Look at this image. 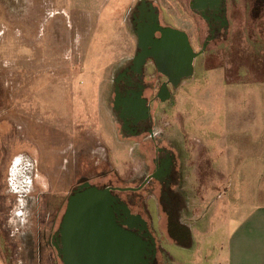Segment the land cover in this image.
Instances as JSON below:
<instances>
[{
  "label": "rangeland",
  "instance_id": "obj_1",
  "mask_svg": "<svg viewBox=\"0 0 264 264\" xmlns=\"http://www.w3.org/2000/svg\"><path fill=\"white\" fill-rule=\"evenodd\" d=\"M1 1L0 10L10 5ZM149 1L157 6L162 24L188 34L195 52L205 46L193 75L151 110L154 133L186 167L181 195L191 211L181 219L193 225L192 210L201 214L210 196H224L226 180L232 181L233 194L237 140L264 129V93L252 82L264 80V6L257 10L256 0H229L227 34L207 41V24L191 10L190 0ZM30 2L18 0V11L26 13ZM103 2L107 6L101 11ZM116 2L121 0H32L28 25L0 19L3 264H61L47 242L58 229L76 167L104 173L102 182L120 187H136L149 172L148 143L125 136L111 108L113 77L131 60L135 43L125 9L117 12L116 21H107ZM82 17L90 24L79 23ZM139 194L120 197L130 199L131 210L149 221V197ZM215 211L208 232L196 234L197 248L188 252L167 238L159 208L163 239L169 243L165 264H220L232 226L223 229L226 218Z\"/></svg>",
  "mask_w": 264,
  "mask_h": 264
},
{
  "label": "flooded vegetation",
  "instance_id": "obj_2",
  "mask_svg": "<svg viewBox=\"0 0 264 264\" xmlns=\"http://www.w3.org/2000/svg\"><path fill=\"white\" fill-rule=\"evenodd\" d=\"M191 2L193 0H190L189 6ZM255 3V9L257 10L260 6H264V0H256ZM228 4L229 0H220L218 5H213L211 8L208 6L203 15L194 11L207 24L209 29L207 41L214 39L216 36L225 37L227 34L226 10ZM127 15L130 16L129 19L135 37L134 53L131 60L113 77L111 108L120 124V131L129 138H142L143 141L147 142L149 145L147 154L151 152L150 150L153 151L152 156L144 155L146 168L149 169V172L145 173L136 187H120L112 185L110 181L102 182L106 175L104 173L99 174L98 171L93 170L89 172V170H83L82 167L78 170L76 167L72 176L73 184L66 196H86L94 188L106 191L107 196H114L119 204L126 206L129 210L128 215L120 210L115 215L116 223L122 229L136 234L145 241L146 255L144 258L148 261L146 264H165L166 257L169 255L168 249H166L169 243L166 242L165 238L163 239L159 208L165 215V232L172 244L182 249L191 244L190 225L181 219L183 213L191 211L188 206H185L181 195L186 167L184 168L183 163L177 162L173 150L167 144H163L165 139L154 133L152 105L167 102L172 97L173 88L168 83L167 78L158 72L152 58H147L141 65L136 60L137 54L140 53V49L137 47L138 37L136 32L140 28H151V20L155 15L158 16L160 26L166 27L167 25L162 24L157 6L153 2H138L133 9L127 12ZM154 36L158 38L160 36L159 32H155ZM199 56L193 61V70L195 60ZM157 76H159L157 79L160 82L155 85L153 82ZM162 85L168 89L170 94L165 101H162L158 96ZM161 97L164 98V95L161 94ZM124 188H135L136 190H119ZM140 191H144V195H140ZM125 192L149 197L151 207L148 210L149 221L144 219L141 213H134L131 210L130 199L120 197ZM154 196L158 197L157 201ZM128 225L131 227H128ZM49 244L52 245L56 253L57 248H61L59 235L56 231L50 234L47 245ZM57 258L60 260L58 254Z\"/></svg>",
  "mask_w": 264,
  "mask_h": 264
},
{
  "label": "water",
  "instance_id": "obj_3",
  "mask_svg": "<svg viewBox=\"0 0 264 264\" xmlns=\"http://www.w3.org/2000/svg\"><path fill=\"white\" fill-rule=\"evenodd\" d=\"M219 2L220 0H193L190 8L203 15L208 6L211 8ZM151 23V28H140L136 32L137 47L140 49L136 60L141 65L147 58H152L158 72L176 89L182 80L193 75V61L203 53L205 46L195 52L185 31L160 26L156 15ZM155 32H159L158 38L154 36ZM169 95L168 89L162 85L158 96L165 101ZM120 210L129 214L128 208L119 204L114 196H107L106 191L96 188L86 196H69L56 231L61 245V248H57L61 263L146 264L145 241L116 223L115 215Z\"/></svg>",
  "mask_w": 264,
  "mask_h": 264
},
{
  "label": "crops",
  "instance_id": "obj_4",
  "mask_svg": "<svg viewBox=\"0 0 264 264\" xmlns=\"http://www.w3.org/2000/svg\"><path fill=\"white\" fill-rule=\"evenodd\" d=\"M9 1L10 5L5 7L2 5L3 2L1 1L0 19L9 18L10 21H3L10 25L19 23L28 25L31 22L28 18L29 9L34 7L33 3H31L32 0H27L31 2L28 9L26 10L25 8L26 13L24 14L22 12L20 13L18 11L19 9H17L19 8L17 3L18 0ZM141 1L149 0H127V2L121 0V2L113 3L111 8H109V13L111 15L107 21H116L117 12L125 9L124 11L127 13ZM23 2H25V0H23ZM106 6L107 4L103 2L101 4V11L104 10ZM21 19L28 20L22 21ZM79 23L90 24V21L82 17ZM96 24L98 25V22H96ZM253 51L262 53V50L258 48H255ZM256 59H258L257 64L260 65L261 56H259V54L256 55ZM252 82L260 85L264 93V80ZM262 104L264 105V99L262 100ZM242 135L243 136L237 140V148L234 149L235 167L233 176H235V182L233 194L230 189L232 181L226 180V185L224 189H222L224 196H210L208 198L209 201L207 200V206L203 209L201 214H195V209L192 210L193 216L196 217L193 219V225L189 226L191 244L185 248L188 252L196 250L195 236L199 234L200 231L201 233L207 231L206 227L210 224V222L207 224L208 220L216 216V209L221 216L226 218L223 229L226 230L232 226L226 238L225 251L223 254L224 259L220 264H264V129L260 130V132L252 133L251 139L245 133ZM218 168L225 180V173H223L225 167L220 165ZM221 199H224L225 203L223 202L224 204L222 203L216 206V201ZM203 201H205V198ZM211 248H213L212 245L208 247V249ZM219 249L223 250V247L220 246ZM0 264H3L1 257ZM180 264L200 263L186 260L180 262Z\"/></svg>",
  "mask_w": 264,
  "mask_h": 264
}]
</instances>
